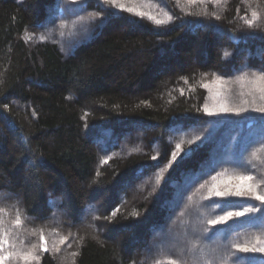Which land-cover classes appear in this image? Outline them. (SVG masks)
<instances>
[{
    "label": "trees",
    "instance_id": "obj_1",
    "mask_svg": "<svg viewBox=\"0 0 264 264\" xmlns=\"http://www.w3.org/2000/svg\"><path fill=\"white\" fill-rule=\"evenodd\" d=\"M57 1L0 0L2 207L21 213L29 234L46 228L70 237L54 247L47 243L50 249H39L33 264H167L179 248L161 252L151 244L169 228L171 237L200 232L198 256L206 252L204 240H213L224 257L230 251L255 257L249 264H264V254L233 247L264 241V230L245 222L260 213L246 214L231 228L209 225L218 210L207 206L206 192L213 175L221 181L243 173L259 180L264 143L253 144L242 168L222 163L197 181L230 142L243 145L261 135L260 122L252 119L261 113L236 120L206 116L202 109L211 90L202 85L213 87L209 80L221 76L235 83L239 70H264V0H119L125 7L112 9L87 0L80 15L93 23L75 22L60 33L74 32L73 48L45 28L49 9H61ZM60 2L64 10L72 7L71 0ZM27 32L49 40H27ZM237 126L245 128L241 137ZM103 134L110 141L101 146ZM178 143L180 152L195 151L174 161ZM185 178L193 181L186 190L180 188ZM258 191L264 193L263 187ZM181 197V207L170 206ZM245 199L246 206L264 208ZM171 237L165 248L175 244Z\"/></svg>",
    "mask_w": 264,
    "mask_h": 264
},
{
    "label": "snow or ice",
    "instance_id": "obj_2",
    "mask_svg": "<svg viewBox=\"0 0 264 264\" xmlns=\"http://www.w3.org/2000/svg\"><path fill=\"white\" fill-rule=\"evenodd\" d=\"M98 3V0H95ZM194 2V0H193ZM218 2V0H217ZM114 3V0H113ZM72 7L70 9L66 8V13H75L79 16L81 20L84 19L83 16L80 15L87 5V0H71ZM129 12H133L132 9H124ZM94 13H89V15H93ZM137 16L144 17L145 14L143 12H136ZM115 15V14H112ZM253 20L257 18V13L255 11L252 12ZM118 18V17H117ZM149 20H153V17L148 16ZM155 24L162 25L166 23L164 20L155 19ZM134 23V22H131ZM249 26L252 25V21H248ZM64 24L61 23L60 27L64 28ZM30 39V37H27ZM43 40L44 37H41ZM225 58H227L230 53L227 51L224 53ZM237 77L238 82H247L253 86V93H259V100L264 101V70L260 69H252L250 72L247 69L239 70L234 72ZM223 77H219L214 80V83H221V79ZM202 87L207 88L208 85H202ZM247 103V101L245 102ZM255 104L256 101L254 100ZM202 111L206 116L215 117V116H227L233 115L236 117H240L244 112L254 111L259 112L262 115L259 117L252 118L254 120H258L261 124V135L257 137L255 140L249 141L243 145H240L237 141L230 142V145L225 148L222 156L216 157L214 156L208 164V171H201L200 175L197 177V181L200 178H203L205 175H210L212 171H215V168L220 166L222 163H228L236 168L243 167V161L245 155L248 153L249 149L255 143H264V106L259 107H237L230 108L227 107L223 103H218L214 105L212 108H209L207 105L203 106ZM205 123H211V121H205ZM197 140L200 139L199 136L196 137ZM194 141H189V144H192ZM181 151V145L176 144V151L172 153V158L175 161L177 156ZM195 149H190L188 152L184 154L183 158H188L194 152ZM252 156L255 157L256 153L253 152ZM156 159V157H153ZM246 171V169H245ZM160 175H163L161 173ZM222 175V174H221ZM213 183L208 188L207 199L210 200V204L208 207H213L218 211L215 214V218L208 220L209 225H227L228 227H233L236 223L240 222V218L246 217L248 213L259 212L260 215H253L246 217V223L252 228H258L264 230V208H257L255 205L246 206L245 198H252L260 202L261 205H264V193L258 191L260 187V183L262 181H258L254 178L253 175L237 173L227 180H221L219 183H216L217 176L213 175L211 177ZM156 183H160V176H157ZM201 188L205 187L204 184L200 185ZM3 193H0L2 196ZM182 198V197H181ZM191 200V197H189ZM176 207H179V201L176 204ZM135 215V213H133ZM231 222V223H230ZM14 224L18 227L21 224V217L19 215L16 216ZM215 230V229H214ZM204 232H208V229H204ZM3 233H0V264H7L8 261L12 259L13 256L19 257L24 264H30L32 260H39L34 253V251H29L26 253H10L5 254L6 247L10 246V241L4 238ZM201 237L197 234L195 230L191 234L185 232L183 234H179L171 239L180 245L179 253L176 259H169L167 264H188L189 257L192 260V264H216L215 258L204 259L201 256L196 255L197 244L196 240H199ZM168 240L162 241L161 252H164L166 249L163 247L164 244L168 243ZM61 244L65 243V238H61ZM36 246L33 245V248ZM237 252L240 253H262L264 254V241L260 238H257L255 243L252 244H236L233 246ZM40 250L47 252V241L43 235L40 236ZM73 256L77 255V253H72ZM235 257V258H233ZM255 257L248 256H235V253L228 251L224 258L219 261V264H249L250 260H255Z\"/></svg>",
    "mask_w": 264,
    "mask_h": 264
},
{
    "label": "rangeland",
    "instance_id": "obj_3",
    "mask_svg": "<svg viewBox=\"0 0 264 264\" xmlns=\"http://www.w3.org/2000/svg\"><path fill=\"white\" fill-rule=\"evenodd\" d=\"M61 1H62V3H65L67 0H61ZM104 1L107 4V6H105L107 9L109 7L111 8L110 5L115 6V5H119V4H120L119 6L121 8V5L123 3V2H120L119 0H114V3H113V0H102V2H104ZM57 2L60 5L61 9L60 8L58 9V6H56V8L52 7L49 9L48 20L46 21L45 28L47 29L49 36L60 35V37L63 38L62 40H64V43L70 44L72 46L71 48H73L76 44L74 42V40H72V38H71L72 36L75 35L74 32L70 31V33L68 34L69 36L65 35L66 36L65 37L63 35V33L60 34L61 31H66V29L72 27L73 24H75V22L78 23V25H80V26H83V25L86 26V23L90 22V20L92 22L93 19L84 18L83 20H81L79 18V16L76 15L75 13H66L64 8H62L64 5L61 4L60 0H58ZM68 4L70 5V3H68ZM122 7H125V6L122 5ZM133 7L135 8V10L140 9V7L137 5V3H133ZM71 18H75V19L71 20ZM61 23H63L65 25L64 28L60 27ZM69 24H71V25H69ZM80 26H77V28L79 29ZM88 31L89 30L85 31L83 34L87 35ZM71 33L74 35H72ZM24 37H25V39H27V37H30V39H27V40L34 41V42H42V41L49 40L48 38H45V37L42 40L41 36H38V35L35 36V34L30 33V32L25 33ZM216 79L217 78H212L209 80V81L213 82L211 85L213 87H210V82L208 83V85H209L208 89H210L211 91H209L208 98H207L205 105H207L209 108H212L214 105H217L218 103H223L227 107H230V108L247 107L250 109L254 106L255 107L264 106V101L259 100V93H253V86L250 85L247 82V80H245L242 83L238 82V81L235 83H231L228 80L221 79V83L217 84V83H214V80H216ZM224 86L229 89V93H228V90L226 88H224ZM230 94L235 96L234 99H231ZM238 98H240L239 102H237ZM254 100L256 101L255 104L253 103ZM246 101H247V103H245ZM251 113H256V112H254V111L244 112L241 116L251 117V116H253V114H251ZM257 113H259V112H257ZM230 116H232L231 117L232 120H236L237 118L241 117V116L236 117L233 115H230ZM228 120H230V119L227 118L226 121H228ZM132 129L137 131L136 127H133ZM212 129L213 128H210V131ZM236 129L238 131L237 134L240 137L245 132L244 127H240V126L238 127L237 126ZM258 131H259V133H261V129ZM222 134H224V133H222ZM109 135H110L109 137H111V133ZM246 135H247V133H246ZM100 136H104L105 139H104V141H100L99 144L101 146L108 144V142L110 141L109 137L105 136L104 134L100 135ZM251 136H255V135L252 134ZM190 146H193V144H191ZM194 147H196V146L194 145ZM216 147L218 149V146H216ZM190 148H192V147L186 148V150L184 152H180L179 155L181 153L182 154L186 153ZM179 155L177 156V158L179 157ZM261 172H259V176L261 178L258 181H262L260 183V188L263 187V189H264V180H263L264 179V170H262ZM136 179H138V178H136ZM218 181L220 182V180L217 179L216 183H219ZM192 182L190 180V183H189V181H187L185 178V180L180 185V188L186 190L192 184ZM211 185L212 184H210V186ZM209 187H206V188L208 189ZM206 192L208 193V191H206ZM181 199L182 198H179V200L173 201V203H171L170 206L174 208L176 206L177 202L179 201V204H181L180 205V207H181L183 204V203H181ZM2 206H3V201L0 200V233L5 234L4 238L8 239L10 241V246L6 247L5 254L26 253L29 251H34L35 255L38 257V252L40 249V236L43 235L46 239L45 234H47V232H49V234L51 236V239L46 240L47 243H49L50 247H54V245H56V246L59 245L61 238H65L66 241H69L68 238L70 239V237H66V236H68L67 234L63 235L62 232H59V231L56 232L53 229H50V230L46 229V228L39 229L38 232L29 234L27 232V223L28 222L26 221L25 218H23V215L21 213H19L18 211L11 212ZM169 207H167V208H169ZM17 215H19L21 217V224L18 227L14 224V221H15ZM188 226H189V223H188ZM171 229L172 228H169L168 230H166L165 233L162 234V236L156 237V239L158 240V243H161L162 241H165V240H169L168 238L171 237L170 236ZM192 232H193V230H191V229L188 230L189 234H191ZM197 234L199 235L200 232H198ZM57 235H61V236L58 237ZM56 237H58V238H56ZM57 240H59V241H57ZM158 243L152 242V244H151L155 250L157 249V251L161 249V247L158 246ZM204 243H205L204 244V250H206V252L205 251H204V253L202 252L201 255L199 254V256L204 258V254L206 253V256L208 255L211 258L214 257L215 260H221L222 258H224V249L221 247V244H218L216 241H213V240H204ZM33 245H35L36 247L33 248ZM47 248H49L48 245H47ZM164 248H165V246H164ZM175 248H180V245L176 242L171 247L168 248V246H167V248H165V249L166 250H173ZM249 254H255V253H249ZM12 259L14 261L18 260L19 264H24V262L21 261L19 259V257H17V256H13ZM34 262H35V260H32L30 262V264H33Z\"/></svg>",
    "mask_w": 264,
    "mask_h": 264
}]
</instances>
